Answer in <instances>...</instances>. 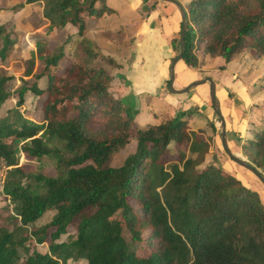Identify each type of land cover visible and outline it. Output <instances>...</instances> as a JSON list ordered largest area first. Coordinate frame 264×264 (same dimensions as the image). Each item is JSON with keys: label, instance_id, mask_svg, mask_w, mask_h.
Wrapping results in <instances>:
<instances>
[{"label": "trees", "instance_id": "trees-1", "mask_svg": "<svg viewBox=\"0 0 264 264\" xmlns=\"http://www.w3.org/2000/svg\"><path fill=\"white\" fill-rule=\"evenodd\" d=\"M26 3L40 5L33 28L46 30L44 40L30 42L37 60L30 56L25 76L33 72L34 81L24 78L26 84L14 94L17 107L26 91L42 98L43 120L24 118L9 106L5 84L11 76H0V159L9 168L3 193L14 205L6 217L0 208V264H67L69 259L73 264H264V201L214 163L197 169L209 143L199 130L189 129L190 110L140 126L112 93L105 65L116 62L85 36L86 18L113 12L104 0H20L13 8ZM186 15L181 61L187 65H197L199 48L226 63L247 50L264 55V0H188ZM20 32L0 25V66L28 47ZM173 46L176 54L178 39ZM63 64L67 69L59 74ZM97 113L102 127L94 128L90 123ZM210 127L215 129L211 119ZM131 140L135 150L110 166L112 153ZM171 143L179 152L188 145L194 156L182 153L165 166L162 155ZM241 149L264 173V125L241 142ZM20 154L26 161L53 158L58 173H29ZM26 176L34 183H22ZM50 210L47 223L31 226ZM124 230L145 253L131 248ZM65 234L68 239L59 241Z\"/></svg>", "mask_w": 264, "mask_h": 264}, {"label": "crops", "instance_id": "crops-1", "mask_svg": "<svg viewBox=\"0 0 264 264\" xmlns=\"http://www.w3.org/2000/svg\"><path fill=\"white\" fill-rule=\"evenodd\" d=\"M104 2L107 7L114 9L113 12L104 13L98 18H86L85 36L93 41L104 55L116 62L114 66L105 65L112 75L111 90L118 91L121 97L126 94L137 97L140 105L135 116L140 115V126L147 123L158 124L172 119L181 110L197 107L198 112L189 115L188 125L191 130H203L202 134H210L206 126L209 121V106L206 102L209 88L207 91L206 83L186 93H173L168 88L170 62L176 55L173 41L177 35L179 37L181 26V17L176 6L162 0ZM178 2L186 12L188 0ZM145 4L151 6V9L145 10ZM39 9L41 10V7ZM30 11L32 12L29 7L22 8L24 14H30ZM122 50L133 52L130 62L125 58L120 59ZM199 53L201 52H194L197 60H200ZM251 54L242 52L227 63L219 56L210 57L204 52L201 55L205 60L204 64L214 58L217 63L219 58L224 61L223 64L218 63V68L216 65L210 66L216 68L218 78L212 80L215 82L216 100L221 108L225 126L229 124L226 128L228 145L230 147L231 142L235 144L237 141L240 144V147L237 145L239 150L241 142L248 138L247 127L254 126L257 130L264 121V109L250 107L254 103L253 98H259L262 93L260 90L264 89V84L260 87V80L264 77V55L258 54V58L251 60ZM203 68L208 69L207 66L191 67L182 61L178 72H175L174 87L182 88L194 80L201 79L207 74H201ZM126 78L130 81L127 85L123 82ZM143 93L153 95L147 99ZM255 115L259 117L256 118ZM201 118L206 123L200 120Z\"/></svg>", "mask_w": 264, "mask_h": 264}, {"label": "rangeland", "instance_id": "rangeland-1", "mask_svg": "<svg viewBox=\"0 0 264 264\" xmlns=\"http://www.w3.org/2000/svg\"><path fill=\"white\" fill-rule=\"evenodd\" d=\"M18 3H20V0H0V7H4L3 9L0 10V25H6L8 29H11L13 26H16L17 28H19V30H21L20 41L21 42L24 41L28 45V47L22 51H15V53L12 55L11 59L7 62V64L0 66V76H7V75L11 76V78L5 84L6 90L11 94L9 97V100H8L10 107H17L16 106L17 98L15 97L14 93L17 89H19L20 87H22L26 84L23 81L24 78L25 79L29 78L27 80H30L31 82L34 81V79L31 78L33 72H31V74L29 76H25L26 71H29V69L31 68V65L29 64L30 56L33 54L34 62L37 60V57L35 54V49L30 42H32V40H44V37L41 35V33L45 34V30H46V27H43L42 30H40L41 28H33L34 23L37 22V20L40 18V15H41L38 13V11L40 10L39 4H29V3H26L27 5L24 4V7L25 6H26V8L29 7V9H31L32 12L30 11L31 12V13L29 12L30 14H21L22 7H19V9L21 8L20 10L18 8H13L14 5H16ZM30 6H33V7H30ZM25 16H27L28 18L26 17L27 19H24ZM52 30H53V28H51L49 31H52ZM178 38L179 37L177 35L175 40H177ZM20 41H19V43H20ZM70 50H71V48H70ZM69 51L66 55L68 60H70V54H71V52L69 53ZM197 51H199L201 53H199L200 60H197L196 67L202 68L204 66H207V68H208V69L203 68L204 70H201V74L207 73L206 75L202 76L201 78H204L205 76H210L212 79H218L215 69L218 68V63L221 64L224 61L221 58H219L218 59L219 61L217 63V61H216L217 59L214 58V59L208 60L206 62V64H204L205 60H203V58L201 56L203 51L200 48L194 50V52H197ZM121 52H122V55L118 54V55H121L120 59L123 60V58H125L126 61L128 60V62H130L131 59L133 58L132 57L133 52L128 51V50H122ZM246 52L252 53L251 55H249V57L251 56L250 57L251 60L252 59L255 60L256 58H258V53L256 51L247 50ZM103 63H101V64H103ZM64 64H67L66 60H65ZM64 64H63V67L58 71L59 74H62L66 71L67 66ZM181 64H182V61H180L178 63V65L175 69L176 73L178 72V70H179L178 68H179V66H181ZM212 65H216L215 66L216 68H210V66H212ZM258 65H259V63H258ZM110 68H112V66H110ZM32 69H34V70L38 69L37 63ZM119 78L121 79V77H119ZM123 82L126 85L130 83V81L127 78ZM260 82H261L260 87H262L263 86L262 84H264V77L260 80ZM38 85L40 87H44L45 86V80L40 79L38 81ZM257 85H258V83L255 86H257ZM206 86H207V91H208L209 86L207 83H206ZM168 88H169V86H168ZM260 91H262L260 97L259 98L258 97L253 98L252 102H254V103H252V105L250 107H254V108H258L259 110H263L264 109V103H263V101H264V89H262ZM112 93L115 96L120 97L123 100V103L126 105V107L130 109L132 116L134 118V122L137 125H142V124H140V115L135 116V114L138 112V108L140 105V104H138L137 97L135 95L133 96L132 94H126V95L121 97L120 93L118 91L115 92V90H113ZM152 95H153L152 93H143V96H145L147 99L152 97ZM255 100H257V101H255ZM206 102H207V105L209 106V118H208L209 121H207V123H206V121L204 119L201 118L200 120H202L203 122L205 121L206 126H208L207 129L210 130V134H202L203 130H199V134L204 139H207L209 146H208L207 155L205 157V161L201 165H199L197 167V169L203 167L207 162L214 163L215 165L221 167L225 173L230 174L232 177L238 178L239 180H241V182L245 186L257 191L259 193L260 198L264 201V184L259 180V178L253 172H251L250 170H248V169L238 165L237 163L233 162L229 158V156L224 152L221 144L217 141L218 138H220L219 134H218L219 123L216 121V117H214V114H212L214 112H213L211 102L209 99V93H208V96L206 98ZM42 104H43L42 98L31 93L30 91H26L24 94L23 104L17 108L24 118H27V119L35 121V122H42V120H43ZM219 108H220V106H219ZM134 109H136V110H134ZM188 110H190V114L193 112H198L197 107H192L191 109H188ZM100 114L101 113H99V114L97 113L95 116L96 119L94 118L91 121L90 125L92 127H94V128L102 127V124H101L102 120H99V118H98L100 116ZM255 117L258 118L259 115H255ZM210 119L213 120L215 129H212L210 127ZM147 124H151V123H147ZM147 124H145V125H147ZM263 125H264V121L260 124V126L257 130L261 129V127ZM227 126H229V124H226V128H227ZM188 127H189V129H191V127L189 125H188ZM255 130L256 129H254V126H252V128L247 127L246 133L248 134V138L252 137ZM237 145H239V147H240L239 142L235 141V144L231 142L230 143L231 150L235 154H237L239 157L249 161L247 154L245 152H243L242 149L239 150L240 148ZM169 146L170 147L168 148V150L162 155V157H163L162 161H163V164L165 166H168L171 162H177L178 158L181 156L182 153L185 154V157L194 156L188 150V145H183L180 152L177 150V145H175L174 143H171ZM134 150H135V140H131L128 144H126L125 146L119 148L117 151L112 153V155L108 161V164L110 166L120 165L122 163V161L125 159V157L127 155L131 154ZM19 162L20 163H27V165L30 166V169L27 171H29V173H32V174H42V175H47V176H53V175L58 173L59 164L57 163V161L53 158H49L46 156L42 157L40 159H35L32 161H26L25 158L20 154ZM8 169L9 168L4 165L3 160L0 159V208L5 209V211L2 213V216H4V217H6L7 214L13 215V211H14L13 203H11L9 197L3 193V184L7 178ZM258 170H260V169H258ZM260 171L262 172V170H260ZM21 182L22 183H34V180L31 177L26 176V177H23L21 179ZM137 212L139 213L140 216L143 215L141 208H138ZM53 214H54L53 210L45 212L31 226H41V225L47 223L52 218ZM4 223H5V221H4ZM69 233H73V228H71V227L69 228ZM123 234H124V237L126 238V240L128 242H130L131 248L136 250L137 253L143 254L146 252L145 247L142 246V244H140L138 242H131L130 241V235L126 230L123 231ZM67 239H68L67 234H65V235L61 236L59 241H64ZM40 249L43 251L47 250V244H42V246H40ZM73 262H74V260H72V259L67 260V264H73ZM78 264H86V262H85V260H79Z\"/></svg>", "mask_w": 264, "mask_h": 264}, {"label": "water", "instance_id": "water-1", "mask_svg": "<svg viewBox=\"0 0 264 264\" xmlns=\"http://www.w3.org/2000/svg\"><path fill=\"white\" fill-rule=\"evenodd\" d=\"M162 1L174 4L176 8L179 10L180 17H181V26H180L179 38H178L179 50L176 53V55L172 58L170 62V67H169V80H168L169 90L173 93H186L194 89L196 86L207 83L209 86V99L211 102V106H212L213 112L216 115V121L219 123L218 134H219V137L221 140V146L224 152L229 156V158L233 162L253 172L259 178V180L264 184V174H262L260 170L255 168L248 160H245L239 157L237 154H235L228 145L227 137H226L225 120H224V117L221 113V110L216 100V92H215L216 86L212 78L209 76H205L204 78L197 79V80L190 82L189 84H187L186 86L182 88L174 87L175 66L182 59L183 54L186 49L185 34H186V25H187V15H186V12L183 6L178 2V0H162Z\"/></svg>", "mask_w": 264, "mask_h": 264}]
</instances>
